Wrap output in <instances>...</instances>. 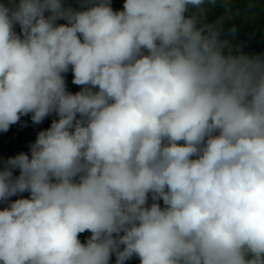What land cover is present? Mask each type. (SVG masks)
<instances>
[{
  "label": "clouds",
  "instance_id": "clouds-1",
  "mask_svg": "<svg viewBox=\"0 0 264 264\" xmlns=\"http://www.w3.org/2000/svg\"><path fill=\"white\" fill-rule=\"evenodd\" d=\"M111 2H0V132L57 117L0 160V264H264V54Z\"/></svg>",
  "mask_w": 264,
  "mask_h": 264
},
{
  "label": "trees",
  "instance_id": "trees-1",
  "mask_svg": "<svg viewBox=\"0 0 264 264\" xmlns=\"http://www.w3.org/2000/svg\"><path fill=\"white\" fill-rule=\"evenodd\" d=\"M234 5L237 6L239 10L244 8L245 0H233ZM0 2H4V0H0ZM68 3L72 4V6H76V0H67ZM120 0H112L111 6L114 10L119 6ZM59 24H64L66 21L60 20L57 21ZM16 31L19 32V26H16ZM264 54L261 51L254 52L253 55ZM67 90L76 93L80 91L81 86L74 85L72 83L73 75L71 70L68 73L64 74ZM53 119H57L55 114L46 117L44 121L40 124H33L31 121V115L21 117L20 122L15 125L10 126L8 132L3 135H0V160H6L9 157H14L17 153V150L20 152H29V145L35 142L36 136L38 132L42 130H46L50 127ZM28 193H23V198L28 197ZM15 197H12L13 200ZM162 202V201H161ZM160 202V203H161ZM3 205H0V210H2ZM91 233L84 232L79 234V239L82 243H85L87 239L90 237ZM115 256L113 255L110 259V264H115ZM126 264H140L138 258L133 257L129 261H126Z\"/></svg>",
  "mask_w": 264,
  "mask_h": 264
},
{
  "label": "crops",
  "instance_id": "crops-1",
  "mask_svg": "<svg viewBox=\"0 0 264 264\" xmlns=\"http://www.w3.org/2000/svg\"><path fill=\"white\" fill-rule=\"evenodd\" d=\"M234 4L233 0H216L214 9L206 0L205 5L202 6L205 9L206 21L208 23H215L218 20H222V27L224 28L225 25L232 23L231 13H235L236 15H234V18L238 22L241 34H244L249 30L247 28V23L251 20L253 26L264 29V5L261 3V0H245V3L243 4L244 8L242 10H239ZM195 13H197V9L193 8V14ZM221 13L223 17H221ZM263 29L257 30L264 32ZM236 37L237 30L235 29V36L229 34L227 38L225 37L221 39H228L233 45H239L241 49L245 48L247 45L243 42L237 43L239 39H236Z\"/></svg>",
  "mask_w": 264,
  "mask_h": 264
},
{
  "label": "flooded vegetation",
  "instance_id": "flooded-vegetation-1",
  "mask_svg": "<svg viewBox=\"0 0 264 264\" xmlns=\"http://www.w3.org/2000/svg\"><path fill=\"white\" fill-rule=\"evenodd\" d=\"M257 29H263L258 27ZM253 34H242L241 37L242 40L239 39V41L245 43L247 46L245 48H242L241 51H243L245 54L252 55L256 51H261L264 53V32L257 30ZM264 30V29H263ZM5 134V132H0V135ZM19 151V150H18ZM18 175V171L15 173Z\"/></svg>",
  "mask_w": 264,
  "mask_h": 264
},
{
  "label": "rangeland",
  "instance_id": "rangeland-1",
  "mask_svg": "<svg viewBox=\"0 0 264 264\" xmlns=\"http://www.w3.org/2000/svg\"><path fill=\"white\" fill-rule=\"evenodd\" d=\"M124 2H125V0H120L119 6L116 8V10H122L123 9ZM261 3L264 5V0H261ZM210 5H211V7H213L215 9V4L214 5L210 4ZM192 14H193V8L190 7L189 8V12L186 13V15H192ZM231 15H232V23L231 24H227V25L224 26L223 32L221 34V38H225V37L227 38L228 35L230 34L229 29L235 28L237 30V37H236V39H241L242 40L243 38L241 37L242 34H241V31H240V28L238 27V22L234 18V15H236V14L235 13H231ZM221 17H223L222 16V13H221ZM247 28L249 29L246 32V34L248 35L249 33L250 34H253L258 27L257 26H253V22L251 20V21H249L247 23Z\"/></svg>",
  "mask_w": 264,
  "mask_h": 264
},
{
  "label": "water",
  "instance_id": "water-1",
  "mask_svg": "<svg viewBox=\"0 0 264 264\" xmlns=\"http://www.w3.org/2000/svg\"><path fill=\"white\" fill-rule=\"evenodd\" d=\"M19 154V151L17 150V153L16 155ZM23 195V194H22ZM17 198H20V197H15L13 200L17 199Z\"/></svg>",
  "mask_w": 264,
  "mask_h": 264
},
{
  "label": "bare ground",
  "instance_id": "bare-ground-1",
  "mask_svg": "<svg viewBox=\"0 0 264 264\" xmlns=\"http://www.w3.org/2000/svg\"><path fill=\"white\" fill-rule=\"evenodd\" d=\"M161 204H162V202H161Z\"/></svg>",
  "mask_w": 264,
  "mask_h": 264
}]
</instances>
